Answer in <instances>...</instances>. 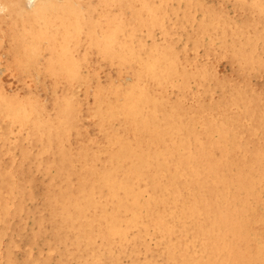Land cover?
Returning a JSON list of instances; mask_svg holds the SVG:
<instances>
[{"label":"bare ground","instance_id":"1","mask_svg":"<svg viewBox=\"0 0 264 264\" xmlns=\"http://www.w3.org/2000/svg\"><path fill=\"white\" fill-rule=\"evenodd\" d=\"M0 264H264V0H0Z\"/></svg>","mask_w":264,"mask_h":264},{"label":"clouds","instance_id":"2","mask_svg":"<svg viewBox=\"0 0 264 264\" xmlns=\"http://www.w3.org/2000/svg\"><path fill=\"white\" fill-rule=\"evenodd\" d=\"M35 2L36 0H28L29 6H32Z\"/></svg>","mask_w":264,"mask_h":264},{"label":"rangeland","instance_id":"3","mask_svg":"<svg viewBox=\"0 0 264 264\" xmlns=\"http://www.w3.org/2000/svg\"><path fill=\"white\" fill-rule=\"evenodd\" d=\"M109 65V64H108ZM107 67H109V66H107Z\"/></svg>","mask_w":264,"mask_h":264}]
</instances>
